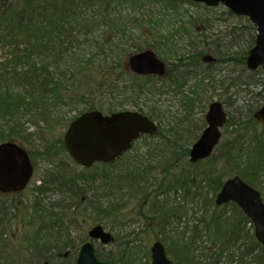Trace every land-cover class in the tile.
Wrapping results in <instances>:
<instances>
[{"label":"trees","instance_id":"trees-1","mask_svg":"<svg viewBox=\"0 0 264 264\" xmlns=\"http://www.w3.org/2000/svg\"><path fill=\"white\" fill-rule=\"evenodd\" d=\"M184 5L208 10L191 0H0V144L31 146L39 158L55 163L54 159L63 156L72 160L64 132L85 112L112 114L130 106L158 126L156 134L142 136L129 152L110 164H96L80 175H70L64 166L56 165L48 172L54 179H43L31 207L14 201L25 193L0 194V229L14 237L12 242L20 243L15 234L21 231L11 232L7 220H24L25 227L36 226L37 240L28 246L31 260L46 258L52 252L61 264H76L78 256L73 258L71 250L76 245L69 225L78 228L77 219L88 214H81L85 195L107 188L114 193L117 188L129 202L152 206L150 213L158 223V233L164 235L160 241L173 264H264V247L258 246L255 235L243 227L244 219L250 220L235 204L216 205L228 175L240 176L264 193V133L258 132L255 119L264 103L258 109L250 108L253 114L248 121L229 112L214 154L197 164L189 162L190 149L206 126L205 115L216 99L215 92L220 93L217 100L229 106L220 95L234 96L239 88L254 86L253 79L246 80L245 76L251 78L255 72L242 78L231 76L230 80L228 76L218 79L216 73L221 72L217 68L220 65L227 68L238 64L246 69L257 30L250 26V45L239 51L236 47L242 49L247 37L238 34V29L217 36L212 20L177 11V20L171 21L162 14L165 9L178 10ZM157 6L162 11L157 12ZM145 50L162 57L167 64L165 78L130 72V56ZM207 55L215 61L205 63ZM257 72L264 82V68ZM170 93L174 104L168 106L170 110H161L162 97ZM97 95L111 98L98 103ZM235 103L233 97L231 104ZM67 104L84 107L62 124L58 109ZM172 109L179 115H172ZM24 116L34 123L35 134L29 131L32 127L26 126ZM33 134L43 135L37 146L31 144ZM224 137L230 139L223 143ZM140 145L148 149L137 160L134 152ZM35 154L29 152L32 162ZM115 167L119 172L111 179L110 170ZM95 168H102V173L95 175ZM96 182L102 186L95 188ZM111 195L107 202L97 204L106 221L125 217L123 199H112ZM172 195L176 202L170 199ZM4 198L12 203L3 202ZM96 255L116 264L97 249ZM53 258L40 259L39 264H53ZM13 260L14 256L7 261L14 264Z\"/></svg>","mask_w":264,"mask_h":264},{"label":"water","instance_id":"water-1","mask_svg":"<svg viewBox=\"0 0 264 264\" xmlns=\"http://www.w3.org/2000/svg\"><path fill=\"white\" fill-rule=\"evenodd\" d=\"M209 8L225 6L236 16L246 17L257 28L255 46L247 58V68L251 72L264 66V0H191ZM207 63L214 58L207 56ZM129 70L139 76L166 74V64L152 50L131 56ZM264 126V104L255 114ZM227 122V113L220 102L209 106L206 114L207 128L190 151L192 164L212 156L221 141ZM157 125L142 113L124 111L104 114L90 111L72 121L65 132L64 142L69 156L80 167L91 169L96 164H110L119 160L132 149L133 143L142 135H153ZM34 176V166L25 148L16 142L0 144V193H21L26 190ZM236 203L243 213L253 222L255 236L264 246V201L260 191L251 187L239 176L228 179L216 198L218 206ZM91 240L108 245L113 241L112 233L102 226H94L90 232ZM152 264H173L168 258L165 246L155 242L152 248ZM77 264H108L97 258L93 241L82 245Z\"/></svg>","mask_w":264,"mask_h":264},{"label":"rangeland","instance_id":"rangeland-1","mask_svg":"<svg viewBox=\"0 0 264 264\" xmlns=\"http://www.w3.org/2000/svg\"><path fill=\"white\" fill-rule=\"evenodd\" d=\"M125 9L127 8L125 7ZM159 10L162 11V9L159 6H157L156 11L159 12ZM177 11L182 14L187 12L188 15H193L194 17L199 18L201 20L209 19V20L214 21L215 30L213 33H215V35L217 36H220L219 35L220 33H224L227 31L229 32V31H232L233 29L236 31V29H238L237 30L238 34L248 38V39L247 38L245 39V41L247 40V42L245 46L244 44L242 45L243 47L242 49L240 47H236V49H238L239 51H243V49L248 48V46L250 45L249 39L252 36L253 32L250 31L247 36V33H248L247 31L250 30V26H253V27L255 26L252 25L247 18L238 17L234 14L230 15L231 12L223 5L217 8H208V10L206 9L204 10L197 6L184 5L182 8H179L178 10H175V9L166 10L165 9L162 12V14L166 15L171 21H175L177 20L176 19L177 15L175 14V13H178ZM154 18H158V17L154 16ZM192 39H193V36H192ZM229 39H230L229 37L226 38L224 42L227 43ZM188 41H190V39L185 40V43L187 44ZM234 44H237V42H234ZM179 45L182 46L181 44ZM226 51L233 52V50H230V49H227ZM159 58L162 59L161 56ZM217 68H219L221 71V72L218 71V73H216L218 74V77H217L218 79L223 76H228L229 80L231 76L233 77L240 76L242 78L245 76V73L249 72L247 67L246 69H243L238 64L232 65L231 67H227V68H224V65H220ZM255 73L257 75L251 76V78H249L250 77L249 75H247L249 77L245 76L246 80L251 81V79H253L254 86L241 87L238 89L237 93L234 96L220 95L223 97L226 104L229 105V106H225L227 114L229 112L235 113V114L237 113L238 114L237 117H241L245 119V121H248L250 119V115L253 114V112L250 111V108L258 109L264 103V82L261 81L262 78H261V75L258 74L259 72H255ZM219 94L220 93H218V91L215 92V96H216L215 101L219 100L218 99ZM108 95H105L104 97H100V95H97L98 99L96 100V102L101 103V102L107 101L109 98H111ZM233 97L234 99H236V103L234 105L231 104ZM162 99L164 100V103L163 104L161 103L159 105V108L165 111H167L168 109L170 110L168 106L174 104L173 94L170 93L168 94L167 97L163 96ZM221 101L222 100L220 99V102ZM83 107L84 106H81L79 104H67V105L60 107L58 109V113H59L58 117L60 118V122L64 124L65 122L71 120L73 117L79 114V111H81ZM127 109L132 110L133 108L128 106ZM171 112H172V115H179L178 114L179 111L177 109H172ZM168 115L170 117L171 113ZM23 120L25 121V124L27 127H32L29 131L34 132L35 134L36 127L34 123L30 120V117L24 116ZM256 127L259 133H264L263 126L257 125ZM34 134L31 140V144H33L34 146H37L38 143H40V137H43V135L40 134V136H36ZM246 137L249 139L250 135L246 134ZM229 139L230 137L229 138L224 137L222 142L224 143L228 141ZM24 148H26L28 152H32L33 154H35L33 151H31L32 150L31 146L30 148L24 146ZM147 149H148L147 147L142 146V145L137 146V149L134 152L136 156H138L136 159L141 160L142 155H144L143 153H146ZM35 156L36 157L33 160V164L35 166L36 172H35L34 181L32 183V186L30 190H28L26 195L15 197L14 199V201L18 203L19 205L23 204L22 205L23 207L33 206L34 198L36 195L35 194L36 188L39 187L40 185H43V182H44L43 179L45 180L54 179L53 177H51V175H48V172L52 169L57 168L58 166L56 165H59L60 167L64 166L65 167L64 171L66 173H69L70 175H72L73 172L76 173L77 175L84 173L83 172L84 169L79 167L77 164H75L73 160H70L67 156L60 157L61 159L60 158L54 159L53 162L55 163H49L48 161H44L43 158H39V155L35 154ZM93 172L95 173V175L96 174L100 175L102 173V168H95ZM118 172L119 170L117 167L112 168V170H110V178L113 179V177H116L118 175ZM229 177L230 175H228L224 179V181L229 179ZM113 183L116 185L118 182L113 181ZM101 184L102 182L100 183L96 182L93 185L96 188L98 186H102ZM32 188L33 190L31 191ZM117 192H118L117 188L116 189L114 188V193H112L110 188L109 189L107 188L106 190H103V189L95 190V192L88 191L87 194L85 195L87 199L81 203V209H82L81 214L84 213L85 211H87L88 214L84 215L83 216L84 218L81 217L77 219L78 228L73 229V227L69 225L70 230L73 231V233L71 232L70 234L73 240L72 242L75 243L76 245V246H73L71 250L73 252L74 259L78 256L79 254L78 252L82 244L87 241H90L88 233L91 230V228L96 225H101L105 230L109 232L113 231L116 235V238L118 239L117 240L118 242L116 244H113L112 246H104L98 241L93 242L95 249H97L99 253L102 254V256H105L108 259L115 260L116 264H121L122 261H124V263L128 262V263H133V264H144V263H147L148 261L149 262L152 261L151 259L152 245L154 242L160 241L161 238L164 237V235L162 236L159 235L158 233L159 231L157 229L158 223L155 217L151 216L150 212H151L152 206L151 205L143 206L141 204L138 205V204H135L134 202H129L128 197H126V195H124L122 191L118 192L119 193L118 195H117ZM94 193H95V197H94ZM110 195L112 196V199L113 198L123 199L124 204H121V205L122 206L125 205V209H124L125 217L121 216L114 221H106L105 218H103L101 211L97 209V204L101 205V203L107 202L109 200L108 197ZM169 197L171 200H173V202H176L175 200L176 197H174V195L169 196ZM53 198L55 200L58 199L57 196H54ZM178 201L182 203L180 199H178ZM3 202L8 203V204L12 203V202H9L5 198L3 199ZM134 208L135 210L133 211ZM136 208L142 211V214L145 215L144 218L141 212L139 210H136ZM75 212L80 213L79 209H76ZM68 215H69V211H68ZM25 222L26 221L24 220L23 221L14 220L13 222L11 220H7V227H9L11 232H14L15 234L17 232L16 231L17 229L22 232V233L17 232V234H15L18 240L20 239V243H18L17 240L15 241L16 245L14 241L13 242L11 241V239L14 237L6 236L5 233H3L2 230L0 229V262L1 264H7V263L12 264L8 262L7 260H11V257L13 256H14V260H13L14 264H39V261H42L40 259H46V258L52 259L53 258V253L51 252L48 254L49 255L48 257L46 254V258L43 257L40 259L38 258L32 259V260L30 259L32 251L30 247L28 246H34L35 241L37 240V238H34V235L36 232V229L34 228H36V226L34 228L29 225L25 227L24 225ZM123 222H124V226H121ZM181 231H182V227H181ZM38 236H41V235H38ZM129 247H131L130 250H129ZM127 249H128V252L126 251ZM124 251H125V256H123ZM127 255L128 257L129 256L130 257L127 258ZM5 260L7 261V263ZM52 263L61 264L60 260H57L55 258H53Z\"/></svg>","mask_w":264,"mask_h":264},{"label":"flooded vegetation","instance_id":"flooded-vegetation-1","mask_svg":"<svg viewBox=\"0 0 264 264\" xmlns=\"http://www.w3.org/2000/svg\"><path fill=\"white\" fill-rule=\"evenodd\" d=\"M166 74H167V70H166ZM164 75V76H162V77H159V76H156V77H158V78H165L167 75ZM205 123H206V121H205ZM158 127V126H157ZM35 170H34V176H35ZM34 176H33V178H32V180H31V182H30V184H29V186L27 187V189L23 192V193H12V194H7V195H13V194H26L27 192H28V190H30V188H31V186H32V183H33V181H34ZM33 190V188L31 189V191ZM231 204H234V203H229V204H227V205H224V206H222V207H225V206H229V205H231ZM241 212V211H240ZM246 222H248V223H246ZM243 227H244V229L246 230V231H248V232H250L251 231V234H254L255 235V227H254V225H253V223L251 222V221H248L247 219H244V223H243ZM112 234H113V241L109 244V245H107V246H112L113 244H116L118 241V239L116 238V235H115V233L113 232V231H110ZM115 235V236H114ZM256 238V237H255ZM258 246H262L261 244H259Z\"/></svg>","mask_w":264,"mask_h":264}]
</instances>
